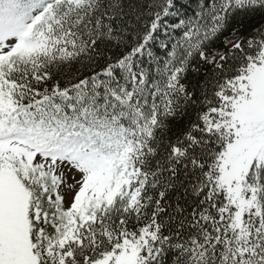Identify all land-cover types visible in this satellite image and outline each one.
I'll return each instance as SVG.
<instances>
[{
  "label": "snow or ice",
  "instance_id": "snow-or-ice-1",
  "mask_svg": "<svg viewBox=\"0 0 264 264\" xmlns=\"http://www.w3.org/2000/svg\"><path fill=\"white\" fill-rule=\"evenodd\" d=\"M0 264H264V0H0Z\"/></svg>",
  "mask_w": 264,
  "mask_h": 264
}]
</instances>
